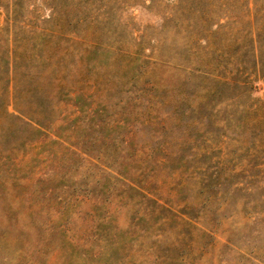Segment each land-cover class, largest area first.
Masks as SVG:
<instances>
[{"label":"rangeland","instance_id":"1","mask_svg":"<svg viewBox=\"0 0 264 264\" xmlns=\"http://www.w3.org/2000/svg\"><path fill=\"white\" fill-rule=\"evenodd\" d=\"M244 4L0 0V264H264Z\"/></svg>","mask_w":264,"mask_h":264},{"label":"trees","instance_id":"2","mask_svg":"<svg viewBox=\"0 0 264 264\" xmlns=\"http://www.w3.org/2000/svg\"><path fill=\"white\" fill-rule=\"evenodd\" d=\"M186 2L187 0H181ZM222 2L223 0H219ZM244 6H254L249 8L250 17V42L252 51V60L247 59V64L252 68L254 74L259 70L264 77V0H244ZM220 6H223L221 4ZM263 6V7H256ZM241 61H245L244 59Z\"/></svg>","mask_w":264,"mask_h":264}]
</instances>
